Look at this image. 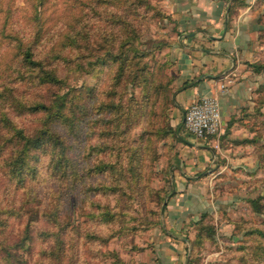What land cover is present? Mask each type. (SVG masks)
<instances>
[{"label":"rangeland","instance_id":"374dc122","mask_svg":"<svg viewBox=\"0 0 264 264\" xmlns=\"http://www.w3.org/2000/svg\"><path fill=\"white\" fill-rule=\"evenodd\" d=\"M104 1L118 0H0V264H165L159 255L173 249L180 264H264V0H225L228 16L251 8L254 54L244 65L254 88L204 139L185 129L167 93L155 111L152 84L132 78L136 47L176 89L178 0H146L138 36L118 47ZM28 41L37 61L58 45L65 58L43 62L57 83L31 84L18 62ZM17 99L46 108L8 104ZM113 102L123 108L110 116ZM213 139L221 153L204 159Z\"/></svg>","mask_w":264,"mask_h":264},{"label":"crops","instance_id":"0c3cea01","mask_svg":"<svg viewBox=\"0 0 264 264\" xmlns=\"http://www.w3.org/2000/svg\"><path fill=\"white\" fill-rule=\"evenodd\" d=\"M176 3L171 11V19L178 34L172 49L173 61L180 79L177 80L173 94L175 109L181 112L183 122V111L188 106L201 98L214 97L220 101V116L223 121L225 112L234 108L239 100L236 95L241 92L249 94L254 88V74L244 65L254 54V49L251 48L254 35L251 30V8L240 9L239 13L228 16L230 13L226 11L225 0H178ZM186 81L190 82L189 86L179 89ZM233 136L235 135L230 137ZM213 143L214 139L209 141L207 147L198 146L204 149L199 153L204 159L209 160L221 153L219 150H212L215 146ZM191 144L185 142L181 146H189L194 150L192 148L196 145ZM223 155L227 157L228 152L223 150ZM177 217L178 215H173L172 221ZM183 221L184 218L181 219ZM165 225L163 224V231L172 236ZM173 251L176 256L159 255V259L165 264L183 263L182 256L177 255L180 250ZM173 251L169 250V254Z\"/></svg>","mask_w":264,"mask_h":264},{"label":"trees","instance_id":"16d2710c","mask_svg":"<svg viewBox=\"0 0 264 264\" xmlns=\"http://www.w3.org/2000/svg\"><path fill=\"white\" fill-rule=\"evenodd\" d=\"M125 1V2H124ZM110 3V5L115 9L113 11H108V18L110 19V25L112 29L117 33V47L119 46V42L121 43H127L130 38L137 37L140 32V20L142 19L141 16L143 14L141 11L143 10H150L152 6H149V4L146 2V0H123V1H104V3ZM150 18L152 16L150 15ZM108 23V22H107ZM104 28V27H103ZM102 28V29H103ZM100 29V27H99ZM124 37L122 40H120L119 36L123 35ZM65 41L64 45L71 47L72 43L75 41H72V36L69 34H66L63 36ZM120 40V41H119ZM35 41H28L26 45H23L24 47L22 49H19L18 55H19V63H22L24 66V72L26 71L27 76H29V80L33 86L41 85V84H54L52 82L57 83L58 82V76L57 71L54 67L51 65L44 64V60L47 59V61L50 59V63H52L55 60L63 59L65 57H58L59 54L55 52V46H58L57 44H52L49 47V50H45L46 57L42 60L37 61L35 59V49L33 48L35 46ZM75 44V43H74ZM76 45V44H75ZM138 45V44H137ZM136 48V47H135ZM133 50V54L131 57V60H133V67L134 68V76L132 78L137 79L139 77V74H142V80L141 82L143 84H146L148 86V83L152 84L151 91H149L148 100L151 99V104L153 109L156 111L155 104H158L159 101H164V98H160V94H163L164 92L168 94V102L172 105L174 104L173 101V93L174 90L169 89V85L166 83L161 84L162 78H167V76L161 71V65L156 64L154 65V70L151 72V66H147L146 64H142V61L144 59H147L150 57L151 52L150 51H138L137 49ZM21 52V53H20ZM21 54V55H20ZM112 59L113 64L118 66L120 70H122L124 61L121 59L120 55L118 53H111L109 51L108 60ZM66 63L69 62V59L63 60ZM26 66V67H25ZM133 73V72H132ZM120 77V75H119ZM157 79V81H155ZM152 81V82H151ZM169 84L170 81L168 80ZM190 82L186 81L184 82L179 89H184L189 86ZM164 93V94H165ZM50 102H54L51 100ZM11 107H17V108H27L34 112H40L43 111L46 108V105L42 102H34L31 105H26L23 101L17 99L13 100L8 103ZM120 109L118 107V103H112L110 104V108L107 111L108 115L112 116L113 114H116V109L118 111H121V108H123L122 104H119ZM2 113H6V111H1ZM156 114V113H155ZM3 119H6V117H3ZM2 119V120H3ZM17 135V134H16ZM0 137L3 138L4 136L0 134ZM42 142V140H41ZM2 148L0 147V150ZM254 201V200H252ZM4 249V248H2ZM8 254V253H7Z\"/></svg>","mask_w":264,"mask_h":264},{"label":"built area","instance_id":"2783aa9c","mask_svg":"<svg viewBox=\"0 0 264 264\" xmlns=\"http://www.w3.org/2000/svg\"><path fill=\"white\" fill-rule=\"evenodd\" d=\"M185 129L197 139L217 132L221 125L220 110L216 100L205 97L188 106L183 113Z\"/></svg>","mask_w":264,"mask_h":264},{"label":"water","instance_id":"95a60500","mask_svg":"<svg viewBox=\"0 0 264 264\" xmlns=\"http://www.w3.org/2000/svg\"><path fill=\"white\" fill-rule=\"evenodd\" d=\"M165 207V203H163V205H162V208H164Z\"/></svg>","mask_w":264,"mask_h":264}]
</instances>
